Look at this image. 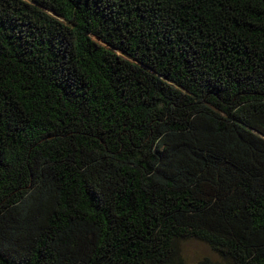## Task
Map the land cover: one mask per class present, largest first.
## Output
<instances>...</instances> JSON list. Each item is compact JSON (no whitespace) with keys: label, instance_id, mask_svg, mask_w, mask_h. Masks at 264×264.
<instances>
[{"label":"trees","instance_id":"obj_1","mask_svg":"<svg viewBox=\"0 0 264 264\" xmlns=\"http://www.w3.org/2000/svg\"><path fill=\"white\" fill-rule=\"evenodd\" d=\"M0 264H264V0H0Z\"/></svg>","mask_w":264,"mask_h":264},{"label":"rangeland","instance_id":"obj_2","mask_svg":"<svg viewBox=\"0 0 264 264\" xmlns=\"http://www.w3.org/2000/svg\"><path fill=\"white\" fill-rule=\"evenodd\" d=\"M179 249L183 259L188 263H193L203 258H208L211 262L219 261V258L206 245L195 240L181 241Z\"/></svg>","mask_w":264,"mask_h":264}]
</instances>
